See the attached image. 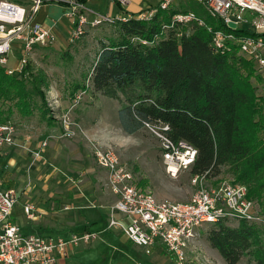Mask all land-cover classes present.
I'll return each instance as SVG.
<instances>
[{
  "label": "trees",
  "instance_id": "1",
  "mask_svg": "<svg viewBox=\"0 0 264 264\" xmlns=\"http://www.w3.org/2000/svg\"><path fill=\"white\" fill-rule=\"evenodd\" d=\"M179 1V6L159 8L149 20L131 13L127 21L115 22L118 35L98 52L91 86L119 100L118 117L125 132L136 133L146 122L169 124L173 139L198 149L192 174L212 178L231 168L235 182L246 184L249 196L258 198L264 193V116L251 82L257 77L254 64L237 53L217 51L212 33L196 22L178 23L155 41L180 11L193 10L207 25L223 26L200 3ZM19 77L23 76L8 74L0 66V124L13 115V107L4 106L7 100L17 101L26 117L35 113V96L45 103V77L34 76L31 88ZM227 220L213 223L211 246L228 264L246 255L264 264V225L233 219L238 224L231 226Z\"/></svg>",
  "mask_w": 264,
  "mask_h": 264
},
{
  "label": "built area",
  "instance_id": "2",
  "mask_svg": "<svg viewBox=\"0 0 264 264\" xmlns=\"http://www.w3.org/2000/svg\"><path fill=\"white\" fill-rule=\"evenodd\" d=\"M123 9V14H103L94 9L87 0H0V66L11 75L25 76L29 67L35 65L34 55L40 47L57 43L61 18L70 20L73 28L67 42L72 43L87 33L88 28L104 23L127 21L133 17L126 10L133 0H113ZM179 0H161L155 7L139 10L138 19L149 20L159 8L168 9ZM208 10L212 17L223 25H207L195 11L176 13L169 25H164L158 41L167 30L176 24L196 22L205 25L212 33V42L217 51L237 53L250 60L257 68L264 85V0H194ZM48 5L61 8V15L52 23L39 20L41 10ZM234 23L235 27L229 24ZM143 44L146 39L134 38ZM83 93L75 97V106ZM70 107L63 115L65 134H75L72 128ZM160 141L161 159L167 173L176 177L182 171H191L198 149L183 139H173L166 123H145ZM17 127L12 122L0 124V146L18 145ZM48 140L33 150L41 157ZM95 159L107 171V187L117 196L111 207L107 229L120 230L134 244L151 254L161 248L172 256L177 264H185L188 251L196 236V230L208 223L222 219H245L264 225V216L258 210L249 188L240 182H222L209 185L205 174H192L194 191L187 201L159 199L142 189L135 182L132 170L120 159L114 148L94 146ZM19 196L14 189L0 188V264H59L70 250L95 241L104 230L72 233L69 237L45 236L24 232L13 221L12 214ZM25 213L35 217V206L26 204Z\"/></svg>",
  "mask_w": 264,
  "mask_h": 264
},
{
  "label": "rangeland",
  "instance_id": "3",
  "mask_svg": "<svg viewBox=\"0 0 264 264\" xmlns=\"http://www.w3.org/2000/svg\"><path fill=\"white\" fill-rule=\"evenodd\" d=\"M87 1L94 9L103 14L112 13L116 15L121 8L113 0ZM160 1H133L127 8L145 10L148 7L157 6ZM179 3L180 1L175 2L174 6H179ZM43 11L48 13L49 18L56 17L59 13V10H51L49 7H45ZM119 12L122 13L123 11ZM62 23L63 35L60 36L62 44L55 43L51 46L38 48L34 55L35 65L29 67L25 76L19 77L23 78L30 88L33 87L34 76L38 78L45 77L42 85L45 103L42 102L40 96H35L31 101L35 113L26 117L16 107L17 101L7 100L4 106L11 105L13 107V115L8 121L14 123L18 129L29 133L35 130L33 126H38L40 129L45 121L50 120L56 127L57 134H55V138L73 140L83 152L89 153L95 170L102 171L104 169L99 166L95 159L94 146L112 147L120 156V159L132 170L135 182L142 189L153 193L159 199L174 201H187L190 199L194 191L191 183V171H182L176 177L167 173L161 159L160 141L156 134L147 126L136 133L129 134L125 132L118 117L121 105L119 100L104 95L100 91H94L91 86L90 78L98 52L104 44L109 43L111 38L118 35L116 23H104L96 27L90 26L86 34L72 43L67 42V33L73 28L71 22L66 17H62ZM253 67L257 77H251V82L255 88L257 103L261 108L262 116H264V85L257 68L254 65ZM79 93H83L82 98L73 106L75 97ZM121 96L123 100L126 99L123 94ZM72 106L70 117H72V128L75 134L68 137L65 134L62 119L63 115ZM96 134H100L103 139L94 138ZM261 134L263 135L264 131ZM47 140L49 141V138ZM77 173L82 175V171ZM87 175L88 173H85L83 177L85 178ZM235 180L236 176L232 169L225 167L219 176L208 178V184L218 185L222 182H235ZM99 182L101 188H104L103 181ZM255 200L257 211L259 210L264 216V193ZM97 204L98 202L95 205ZM226 223L231 226L238 224L235 220H227ZM213 227V223H208L197 228L185 264H228L208 240V234ZM37 232L43 233L45 236L56 237L55 234H50L51 232L44 230ZM101 235L90 244L74 247V250L75 248H81V252L84 255L87 254L81 264H107L103 260L99 261L97 259V257L104 254L108 255L111 252L107 245L100 244L99 238H101ZM71 252L73 251L70 250L69 253ZM142 260L144 261V254L141 251L138 261L143 262ZM164 264H177V262L164 251ZM237 264L256 263L250 255H246Z\"/></svg>",
  "mask_w": 264,
  "mask_h": 264
},
{
  "label": "crops",
  "instance_id": "4",
  "mask_svg": "<svg viewBox=\"0 0 264 264\" xmlns=\"http://www.w3.org/2000/svg\"><path fill=\"white\" fill-rule=\"evenodd\" d=\"M45 7L59 10L58 15L49 18L48 13L43 11ZM45 7L38 16L40 21L50 24L60 17L59 6ZM121 10L123 11L122 8L118 10V15L123 14L119 12ZM126 10L130 13L139 11L130 8ZM62 27L63 23L58 26V44H62ZM42 125L40 129L33 126L35 130L29 133L17 128L18 145L0 146V188L14 189L19 196L12 214L13 221L24 232L44 235L37 232L44 230L56 237L104 230L111 207L117 200V196L106 185L107 171L100 165L104 170H95L89 153L83 152L73 140L55 138L56 127L50 120ZM47 138L48 146L41 157L36 158L33 150ZM94 138L103 139L100 134H96ZM78 171H82V175ZM85 173L88 175L84 178ZM99 181H103L104 188H101ZM26 204L35 206L33 219L25 213ZM102 233L100 244L107 245L111 252L97 257L99 261L103 260L107 264H164V252L161 248L146 254L143 248L134 244L118 229L104 230ZM72 251L59 264H81L85 260L84 256L87 254L84 255L81 248H73ZM141 251L144 254L143 262L138 261Z\"/></svg>",
  "mask_w": 264,
  "mask_h": 264
},
{
  "label": "water",
  "instance_id": "5",
  "mask_svg": "<svg viewBox=\"0 0 264 264\" xmlns=\"http://www.w3.org/2000/svg\"><path fill=\"white\" fill-rule=\"evenodd\" d=\"M231 27H235V24L234 23H230L229 24Z\"/></svg>",
  "mask_w": 264,
  "mask_h": 264
}]
</instances>
